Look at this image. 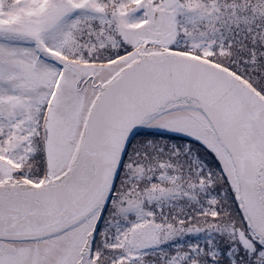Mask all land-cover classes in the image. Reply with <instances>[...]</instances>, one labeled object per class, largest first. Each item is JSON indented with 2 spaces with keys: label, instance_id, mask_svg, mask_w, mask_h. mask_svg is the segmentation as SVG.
Listing matches in <instances>:
<instances>
[{
  "label": "snow or ice",
  "instance_id": "obj_1",
  "mask_svg": "<svg viewBox=\"0 0 264 264\" xmlns=\"http://www.w3.org/2000/svg\"><path fill=\"white\" fill-rule=\"evenodd\" d=\"M0 264H264V0H0Z\"/></svg>",
  "mask_w": 264,
  "mask_h": 264
}]
</instances>
